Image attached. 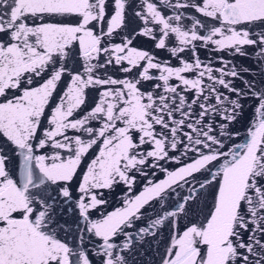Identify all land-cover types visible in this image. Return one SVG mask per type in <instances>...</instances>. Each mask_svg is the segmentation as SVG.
<instances>
[{
    "label": "snow or ice",
    "instance_id": "1",
    "mask_svg": "<svg viewBox=\"0 0 264 264\" xmlns=\"http://www.w3.org/2000/svg\"><path fill=\"white\" fill-rule=\"evenodd\" d=\"M142 249L264 264V0H0V264Z\"/></svg>",
    "mask_w": 264,
    "mask_h": 264
},
{
    "label": "water",
    "instance_id": "2",
    "mask_svg": "<svg viewBox=\"0 0 264 264\" xmlns=\"http://www.w3.org/2000/svg\"><path fill=\"white\" fill-rule=\"evenodd\" d=\"M109 13H111V8H109ZM74 22V21H73ZM105 28H106V21H105ZM129 27H134V24H130ZM128 31V29L125 30V32ZM125 32H120L119 34L115 35L113 38V42L115 43H119L122 41V37L125 34ZM134 47L137 48H141L144 50H148L150 51L153 55H155L159 60L161 61H165L167 60L171 65L175 66L178 64V61L175 58H172L170 56V54L166 51V50H159V49H155L154 47V42L149 40L148 38L145 37H135L134 38V42L133 45ZM248 51H251V49H248ZM216 55L206 49H200L199 50V56L202 60H205V62H207V60L209 58H211L213 64L216 67H219V63H217L216 61ZM220 55H223L225 57V59L227 60H232L233 57L228 55L227 53H221ZM185 58L190 59L191 55L189 52H185L184 53ZM234 62L239 64H243V65H251L252 64V60L243 58V57H239L236 56L234 59ZM109 74H113L114 76H116L117 78H123L124 74L119 72L118 69L116 68H109ZM152 75H158V73L155 70H152ZM133 75H135V73H133ZM173 83H175L176 81L173 80ZM156 81H151V82H143L142 84V90H150L153 86V84H155ZM246 104L248 103L247 101L245 102ZM252 103H255L254 101ZM251 110L249 109V112ZM245 125L247 124V119H245V121L243 122ZM241 131H243V129H241ZM90 154L89 158H91ZM170 167L172 165H169ZM160 176L158 175L156 177V179H159ZM146 181L140 180L138 178V183L137 186L135 188V192H139L143 186V184ZM126 191V189L124 188V186H116L111 192H109L108 190H105V196L109 201V206H108V210H114L116 207H119L122 205V194ZM167 233V229H165V235ZM147 248V245L145 246V249ZM141 252H144L145 254H138L135 255L134 257H132V259L135 261V264H159V256L156 253L155 249H152L150 251H146L144 249L141 250Z\"/></svg>",
    "mask_w": 264,
    "mask_h": 264
}]
</instances>
